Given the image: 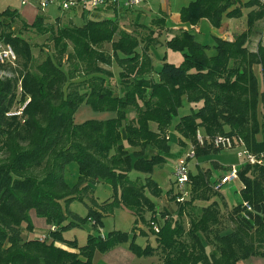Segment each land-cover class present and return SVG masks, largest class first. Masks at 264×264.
<instances>
[{"label":"trees","instance_id":"trees-1","mask_svg":"<svg viewBox=\"0 0 264 264\" xmlns=\"http://www.w3.org/2000/svg\"><path fill=\"white\" fill-rule=\"evenodd\" d=\"M242 9L244 27L230 39L214 35L211 54L191 30L179 27L165 44L181 51V62L163 58L156 70L149 52L154 32H140L138 24L128 30L116 16L55 24L37 17L28 23L16 9L0 11V41L11 44L17 54L14 64L0 62V70L10 72L0 75V264H92L95 251L121 242L136 256L158 251L159 264H238L242 258L264 256V165H239L242 202L227 215L211 199L218 188L210 170L200 167L189 170L186 198L179 201L176 192H168L177 204L176 216L164 211L160 214L167 217L159 222L152 200L161 193L152 169L167 158V131L183 99L192 105L174 128L180 140L194 145L195 156L220 149L207 140L216 134L233 136L253 153L264 151V34L255 48L249 45L258 30L255 23L264 18V1L190 0L179 13L191 24L206 18L219 27ZM17 20L22 27L50 33L52 51L44 52L35 65L31 42L12 28ZM82 103L112 115L75 121ZM199 128L205 138L201 145L196 141ZM71 161L77 167L72 185L63 173ZM100 181L113 186V204L135 215L133 229L139 221L148 225L155 246L136 242L134 230L132 237L120 229L90 233L83 245L63 237L60 223L66 215L61 203L69 199L90 193L86 219L101 225L105 202L99 205L91 193ZM196 199L206 202L198 206ZM30 210L51 225L46 234H30ZM183 214L187 227L178 218Z\"/></svg>","mask_w":264,"mask_h":264},{"label":"rangeland","instance_id":"rangeland-1","mask_svg":"<svg viewBox=\"0 0 264 264\" xmlns=\"http://www.w3.org/2000/svg\"><path fill=\"white\" fill-rule=\"evenodd\" d=\"M36 1L37 0H27V2L21 3L19 0H0V11L7 8L16 9L21 15V17L24 20H26L28 23L32 22L37 17H41L43 22L53 23V24H55L56 22H65V21H71L67 23H81L83 20V18H81L80 16L81 13L79 12V10L62 11L60 8H58L56 4H49L44 9H41L36 3ZM163 1L164 0H142L140 3H138L135 6V8L137 9L136 11L140 15V19L144 20L147 23H152L153 22L152 19H156L157 16H160L164 19L166 26H170L173 25L174 23L179 22L178 21L179 8L181 5L187 3L189 0H169L170 8L168 12L162 6ZM96 16L97 18L113 17L114 13L112 12L111 9H100L99 13L96 10H93L87 15L88 18H93ZM180 21L182 25L186 26L194 33L195 38L198 41L206 44L205 50L208 54L214 53V47H213L214 36L210 32V29L207 27L206 23H203L197 29L195 25L193 26V24L189 23L188 21H182V20ZM20 23L21 22L17 20L15 23L12 24V28L13 30L19 31V33L23 37L27 38L31 42L32 52L34 56L33 65H35L36 63H38V61H40L44 57V52L52 51V41L49 39L50 33L48 31L45 33H38L30 27L20 26ZM239 25L241 29L242 27H244L245 25L244 19L242 20V22H239ZM255 26H256L255 27L256 30L257 29L258 30L257 33L254 31V33L251 35L249 41V45L251 48H255L256 43L260 39L261 35L264 34V18L258 20L255 23ZM241 29L236 30V33ZM158 34H160L158 35V42L151 43V46H149L150 48L149 51L151 53V58H152V65L154 69L156 70L159 68L163 58L166 61L175 64L180 63L183 57L181 51L168 48L167 46H165V43H163V40L170 35L167 28L163 29L159 27ZM107 46L109 47V45ZM111 69L113 71V80H117L119 68L115 62L112 64ZM0 75L2 76L10 75V72L7 70L5 71L0 70ZM258 79H259V84H261L259 74H258ZM191 105L192 103H190L186 99H183L182 105L178 109V116L187 113L190 110ZM111 115L112 112L110 111L96 110L93 109L90 105L82 103L75 110L74 119L75 121L79 122L87 117L105 118ZM178 116H176L173 119V122H175ZM169 137H170L169 138L170 144L174 148L176 144L177 135L173 127H171L169 130ZM188 146L189 144L185 148L181 149V151L178 154L181 155L185 153L186 150L188 149ZM236 150L235 149L233 150L227 149L225 151L223 149L212 150L206 155L203 156L197 155L190 160L189 170L191 172H196L197 170L196 163H199L203 167H210L213 173H215L216 171L215 163L219 162L221 163L222 167L226 166L225 168L221 167V170H223V172L224 170H226L224 174H227L230 171L231 164L240 163V158L236 155ZM176 159H177L176 155L168 153L166 160L163 161L161 164L155 165L152 169V177L157 181L161 190L159 196H152V200L155 202L156 207L160 208L158 211V215H161L160 213L164 211L167 214H172V215H175L176 212L177 204L169 198V195H167L169 194L168 192L176 190L174 185L172 184L173 183L172 170ZM63 173L65 180L69 184L72 185L77 182V167L74 161H71L66 165ZM129 173L131 177H134L136 172L134 169H131ZM237 180H238L237 178L229 180L228 183H226L221 188L222 192H224V194L226 195L228 199L227 202L230 206H232L233 204H237L240 201L238 194L234 190L236 189V187L233 185L235 184V182H237ZM92 188L93 189L91 193L95 195L93 196L94 199L96 201L99 200V202L101 201L99 205L105 202L104 206L102 207L103 215L101 216L102 217L101 225L95 226L94 224L91 223V219L88 218L86 219L88 212L90 211L89 205H91V200L89 196H85L84 199H79V198L69 199L61 203L62 211L66 215V217H64L60 223V225H64L61 231L63 237L66 239H75L78 245H83L87 242V238L89 237L90 233H94L98 235V234H102L103 232L106 234L108 233L109 230L114 228L122 229L123 231L129 233V237H132L133 216L130 214L129 211L124 209V207L112 203L113 192H114L113 186L109 182L100 181L94 183L92 185ZM166 195L167 197H165ZM216 197L217 194H215V198ZM200 202L203 201L196 200L194 203L200 204ZM178 218L180 221L183 222L185 227L188 226L187 215L183 214L181 217ZM157 219L159 222H161L160 218ZM36 223L32 221L33 230L31 231L30 234L33 236H42L43 234H46L48 229L51 227L50 224H49L50 226L47 225L45 219H41V224L36 225ZM142 225H144V227L148 226L145 223H143ZM137 228H139V226ZM141 229L144 230V233L141 235L137 234L135 236V241L139 242L143 246H145L146 244H148L151 247L155 246L156 244L155 236L153 235L152 231L147 227ZM24 233L27 232L24 231ZM126 243L127 242H123V244ZM103 254H104L103 252L101 253L95 251L92 257V264H104L103 263L104 261H102L101 259ZM118 261L120 264H125L123 262L122 257H119ZM159 263H160V256L158 251H156L155 254L151 256H136L133 254L128 261V264H159Z\"/></svg>","mask_w":264,"mask_h":264},{"label":"crops","instance_id":"crops-1","mask_svg":"<svg viewBox=\"0 0 264 264\" xmlns=\"http://www.w3.org/2000/svg\"><path fill=\"white\" fill-rule=\"evenodd\" d=\"M190 1V0H189ZM189 1L187 2V3H189ZM187 3H185V4H183V5H181L180 6V8H179V12H180V9H181V7L182 6H184V5H186ZM162 6H163V8L165 9V10H167V12H168V10H169V8H170V6H169V0H164L163 2H162ZM100 9H110V8H105V7H102V8H98V9H95L98 13L100 12ZM112 10V9H111ZM137 9L135 8V6L133 7V8H131V9H127V10H125V11H123V12H121L120 14H116V12L114 11V10H112V12L114 13V16H116L117 17V19H118V21L120 22V24H121V27H124L125 25L127 26L128 25V27H127V29L128 30H131V28L134 26V25H136V24H138V25H136V26H138L137 27V29L141 32V31H143V29H145V28H148V30H153V32H154V36H153V41H152V43H157L158 42V35H160V34H158V31H159V27L160 28H163V29H165V28H167V30H168V32H169V36H167L164 40H163V43H165V41L170 37V36H172L173 34H175L176 32H177V30H178V28L179 27H184V28H187L186 26H184V25H182V23H181V18H180V13L178 12V21L179 22H177V23H174L173 25H170V26H166V24H165V21H164V19L162 18V17H160V16H157V18L156 19H152L153 20V22L152 23H147V22H145L144 20H141L140 19V15L138 14V12L136 11ZM93 10H91V11H89V12H86V14H85V16H83V15H80V14H78V15H80L81 16V18H83V20L85 19V18H88L87 17V15H88V13H90V12H92ZM79 12L81 13L82 11H80L79 10ZM245 14H246V11H245V9H242V13H241V15H239V16H234V17H225L224 19H223V21H222V23H221V25L219 26V27H214V26H212L210 23H209V21H208V19H206V18H201L200 20H198L195 24H193V26L195 25V27H197V29L200 27V25H202L203 23H206V25H207V27L210 29V32L212 33V35L214 36V35H217V36H221V37H225V38H228V39H230L232 36H233V34L236 32V30H239V29H241L240 28V25H239V22H242V20L244 19V17H245ZM77 15V14H76ZM21 16V15H20ZM139 16V17H138ZM22 18V17H21ZM93 18H97V16L96 17H93ZM99 18V17H98ZM232 18V19H231ZM238 18V19H237ZM82 20V21H83ZM183 21V20H182ZM245 22V21H244ZM144 25V27H142V25ZM177 24V25H176ZM225 25H227V26H225ZM243 28V27H242ZM190 30V29H189ZM192 32V31H191ZM193 33V32H192ZM194 34V33H193ZM195 36V35H194ZM196 39V38H195ZM151 46V45H150ZM165 46H166V44H165ZM150 52V51H149ZM151 54V53H150ZM86 104V103H85ZM88 118V117H87ZM176 121V120H175ZM150 126H151V128L152 129H154V130H156V124L155 123H153V122H151L150 123ZM171 127H173L174 128V122L170 125V127H169V129H168V131H167V137H168V143H169V153L170 154H174V155H176V158L179 156V152L181 151V149H183V148H185L190 142L188 141V140H180V135H179V133L176 131V129L174 128V130L176 131V135H177V139H176V144H175V147L173 148L172 146H171V144H170V137H169V130H170V128ZM199 131L202 133V129H200L199 128ZM123 136H124V132H123ZM238 147V144H236L235 145V147H233V148H229V150H233V149H235L236 150V148ZM219 150H222V149H219ZM224 151L225 150H227V149H223ZM210 152V151H209ZM209 152H206L205 154H200V156H203V155H206L207 153H209ZM181 154V153H180ZM241 162V161H240ZM237 164H239V163H237ZM196 165H197V170H198V168L200 167V168H202V169H209L210 170V180L212 181V182H214V183H216L217 182V180L221 177V175H223L224 174V172L226 171V170H224V172H223V170H221V163H219V162H217V163H215V166H216V171H215V173H213V171H212V169L210 168V167H203V166H201L199 163H196ZM220 166V167H219ZM218 167V168H217ZM226 166H224V167H222V168H225ZM196 170V171H197ZM137 175V173H135V176ZM151 175H152V173H151ZM134 176V177H135ZM173 176V175H172ZM238 179V178H237ZM172 182H173V179H172ZM228 183V182H227ZM173 184V183H172ZM226 184V183H225ZM225 184H223V185H221V186H219L218 187V189H216L217 190V197L215 198V195H213V197H211V199H213V198H215V199H217L218 200V202L220 203V205H221V209H222V211H223V213L225 214V215H227L228 214V212H229V210L234 206V205H236V204H233L232 206H230L229 204H228V202H227V197H226V195L224 194V192H222V186H224ZM241 181H240V179H238L237 180V182H235V184H233L235 187H236V189H234L235 190V192L238 194V196H239V199H240V201L238 202V203H240V202H242V198L240 197V195H239V189H240V187H241ZM174 185V184H173ZM173 192H175V191H173ZM219 192H220V194H219ZM90 195V193L88 194V196ZM167 195H169V194H167ZM167 195L165 196V197H167ZM93 196H95L94 194H93ZM196 200H200V201H203V202H200V204H197L198 206H200V205H202V204H205V200H201V199H196ZM195 200V201H196ZM163 201V200H162ZM97 202L98 203H100L99 202V200H97ZM237 203V204H238ZM117 205H120V206H122V207H124L123 205H121V204H117ZM96 207V206H95ZM94 207V208H95ZM96 209L97 210H100V208L97 206L96 207ZM124 209H126L127 211H129L130 212V214L133 216V226H135V224H134V220H135V215L129 210V209H127L126 207H124ZM159 207H156V210L157 211H159ZM30 217H31V219H32V221H34L35 223H36V225H38V224H41V219H44L43 217H38L36 214H35V211L34 210H30ZM102 214H103V211H102ZM150 214L149 213H147V214H145V218L146 219H149L150 218ZM36 217V218H35ZM158 218H160L162 221L164 220V218H166L167 217V215H164V216H162V215H160V216H157ZM230 222V221H229ZM91 223L92 224H94L95 226H100V224L99 223H96V222H94V219L93 220H91ZM143 224V222L142 221H139L138 223H137V227L139 226V228H134L133 229V227H132V232H133V230H134V232L136 233L135 235H137V234H143L141 231H140V228H148V226H145L144 227V225H142ZM47 225H49V223H47ZM50 226V225H49ZM114 229H116V228H114ZM112 230V229H111ZM120 230H122V229H120ZM101 232V231H100ZM105 233H103L102 232V234H100V235H104ZM144 236V235H143ZM139 243V242H138ZM57 244L58 245H61V246H63V247H66L65 245H63V244H61V243H59V242H57ZM67 248V247H66ZM104 254L102 255V257H101V259H102V261H104L103 263L104 264H120L119 263V257H122V259H123V262L125 263V264H128V261H129V259L131 258V256L133 255L132 253V251L128 248V245H127V243L126 244H123V242H121V243H118V244H116L114 247H112L111 249H109V250H107V251H105V252H103ZM135 255V254H134ZM238 264H264V256H258V255H253V256H249V257H246V258H242V259H239L238 260Z\"/></svg>","mask_w":264,"mask_h":264},{"label":"built area","instance_id":"built-area-1","mask_svg":"<svg viewBox=\"0 0 264 264\" xmlns=\"http://www.w3.org/2000/svg\"><path fill=\"white\" fill-rule=\"evenodd\" d=\"M21 3L27 2V0H19ZM142 0H37L36 3L41 9H44L49 4H56L62 11L73 10L89 12L98 8H110L120 14L125 10H129L140 3ZM264 1V0H262ZM17 59V54L11 44L0 41V62L14 64ZM18 113V111L10 112ZM212 146L220 149H229L235 147L236 155L240 158L239 164H231L230 171L227 174L221 175V177L215 183V187L227 183L229 180L237 178V172L239 165L242 163H257L264 165V151L259 153H253L249 151L243 144L237 143L233 136L228 134H216L207 139ZM196 141L198 144H203L205 141L204 136L197 129ZM195 157V147L193 144H189L185 153L179 155L174 162L172 175L175 192L177 193L176 200H183L189 195V162ZM93 220V219H91ZM154 229H157V225H154Z\"/></svg>","mask_w":264,"mask_h":264}]
</instances>
